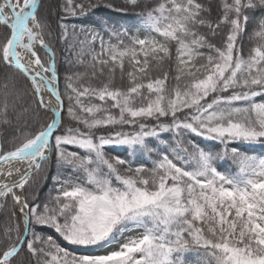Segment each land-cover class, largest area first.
I'll return each instance as SVG.
<instances>
[{
  "label": "snow or ice",
  "instance_id": "obj_1",
  "mask_svg": "<svg viewBox=\"0 0 264 264\" xmlns=\"http://www.w3.org/2000/svg\"><path fill=\"white\" fill-rule=\"evenodd\" d=\"M123 5L60 0L53 28L45 0H0V73L36 118L11 149L0 144V210L19 205L0 229V264H264V156L250 154L264 146V14L261 43H243L264 0ZM101 6L135 20L103 21L108 40L81 25L70 63L91 71H66L61 90L52 40ZM8 109L5 96L0 125H12ZM53 153L69 175L30 203L31 176Z\"/></svg>",
  "mask_w": 264,
  "mask_h": 264
},
{
  "label": "trees",
  "instance_id": "obj_2",
  "mask_svg": "<svg viewBox=\"0 0 264 264\" xmlns=\"http://www.w3.org/2000/svg\"><path fill=\"white\" fill-rule=\"evenodd\" d=\"M107 2L112 3L117 8L123 7V0H107ZM60 3V0H45V6L41 9L42 14H47L51 11L53 28L56 26V18L55 14L58 11L57 5ZM95 15L89 13L86 17H81L79 20L70 19V29H69V39L67 41H57L56 39L52 40V44L56 50L57 57V66L59 69L60 82L59 86L61 90L64 87V74L66 71L72 72H85L91 71L90 68H86L83 65H78L70 62H74L76 60V53L79 51V41L84 39L83 34L81 33V25H84L90 31H98L101 35H104L105 40H108L109 37L107 33L102 30L101 24L103 21H110L117 26L120 27H128L135 20V12L132 10H128L126 12L115 11L111 8L101 6L100 8L95 10ZM262 10H257L254 14V19L250 20L246 27V34L243 39L245 50L256 46L258 43H261L259 37L254 35V32L258 29V20L260 19ZM85 20V21H83ZM87 20V21H86ZM75 25L76 27V35H71V26ZM115 42V40H113ZM98 50V44H97ZM42 57L47 60V55L43 52L40 53ZM86 61L89 59L88 57L84 58ZM157 73H154V75ZM5 83L8 84V88L5 89ZM23 81H17V89H22ZM20 95H24L23 91H20ZM7 96L9 109L8 116L12 119L13 123L11 126L0 125V144H3L4 150H9L13 147L14 143L19 142L22 139V135L25 134L28 130L33 128L36 124V118L30 117V113H23V108L29 105V97L24 95L23 103L17 102L14 99L12 92V81L11 76L6 73H0V105H2L3 100ZM17 113H21V117L19 122L16 121L15 117ZM65 121L68 124H72L71 121L67 119L65 114ZM199 140L200 138H196ZM202 146H209L213 150H218L217 146L214 142L209 141H200ZM248 146H241V148H246ZM255 149L254 152L250 154H254L257 156H264V146H251ZM109 152L111 155L115 156L117 154L123 156L124 152L121 149L110 148ZM144 159H147L146 157ZM150 164L151 161H148ZM228 167H231L228 165ZM69 175V169L67 166L62 167L60 162L57 160L55 154L53 153L50 156V159L43 164V167L32 177L27 186V195L29 197V202L39 201L46 198L50 192H52L53 188L56 187L55 183L57 180H62ZM25 194V193H24ZM15 208L17 211V205H13V202L9 198L7 205L3 210H0V229L4 228L8 223V216L11 210ZM63 244L64 242L61 241ZM70 251L79 252L81 249L74 248L73 246L64 244Z\"/></svg>",
  "mask_w": 264,
  "mask_h": 264
},
{
  "label": "bare ground",
  "instance_id": "obj_3",
  "mask_svg": "<svg viewBox=\"0 0 264 264\" xmlns=\"http://www.w3.org/2000/svg\"><path fill=\"white\" fill-rule=\"evenodd\" d=\"M5 14H10L9 10L6 9L5 10ZM46 99H47V96H46ZM11 166L13 168L19 167L22 170L26 167V165H24V164H15V163L12 164ZM4 167H5V170H6L7 166H4ZM18 179H19V175H13V176L7 178V182L12 183V182L17 181ZM4 181H5V177L4 176H0V182H4Z\"/></svg>",
  "mask_w": 264,
  "mask_h": 264
},
{
  "label": "rangeland",
  "instance_id": "obj_4",
  "mask_svg": "<svg viewBox=\"0 0 264 264\" xmlns=\"http://www.w3.org/2000/svg\"><path fill=\"white\" fill-rule=\"evenodd\" d=\"M83 21H85V20H83ZM86 21H87V20H86ZM112 148L120 149V148H118V147H112ZM55 186H56V187L59 186L58 183H57V181H56V183H55ZM17 209H19V205H17Z\"/></svg>",
  "mask_w": 264,
  "mask_h": 264
},
{
  "label": "water",
  "instance_id": "obj_5",
  "mask_svg": "<svg viewBox=\"0 0 264 264\" xmlns=\"http://www.w3.org/2000/svg\"><path fill=\"white\" fill-rule=\"evenodd\" d=\"M37 172H34V174L31 176V178L36 174ZM22 194V197H23V193H21Z\"/></svg>",
  "mask_w": 264,
  "mask_h": 264
}]
</instances>
